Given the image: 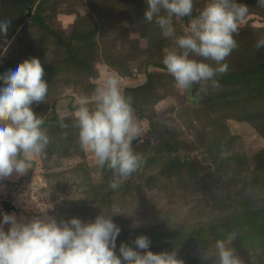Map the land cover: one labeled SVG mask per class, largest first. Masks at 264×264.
<instances>
[{"label": "rangeland", "instance_id": "rangeland-1", "mask_svg": "<svg viewBox=\"0 0 264 264\" xmlns=\"http://www.w3.org/2000/svg\"><path fill=\"white\" fill-rule=\"evenodd\" d=\"M237 2L249 14L229 70L216 77L218 89L198 93L193 86V104L162 63L174 44L144 21L146 0H0V21H10L0 32V75L40 59L48 94L32 108L50 137L25 175L0 180V213L10 201L9 214L25 221L52 206L47 215L58 222H89L116 206L122 212L112 217L121 228L116 253L121 243L133 244L126 232L141 228L154 253L176 250L184 264H216L214 242L235 232L229 246L241 264H264V47H256L264 38V7ZM26 3L49 30L24 17ZM206 3L194 0L193 15ZM187 21L174 19L177 35ZM113 70L141 127L133 150L142 159L115 190L112 171L81 147L74 126L80 100ZM160 131L178 150H168Z\"/></svg>", "mask_w": 264, "mask_h": 264}, {"label": "clouds", "instance_id": "clouds-1", "mask_svg": "<svg viewBox=\"0 0 264 264\" xmlns=\"http://www.w3.org/2000/svg\"><path fill=\"white\" fill-rule=\"evenodd\" d=\"M146 5L144 21L155 23L161 35L174 44L165 48L162 63L174 78L175 87L189 94L195 85L199 86L198 93L207 92L209 86L218 89L216 77L229 70L227 58L238 47L235 36L249 7L237 0H207L193 15L194 0H146ZM257 6L264 7V0H257ZM186 17L189 19L183 34L177 35L174 19ZM9 25L10 21H0V32L7 33ZM256 47H264V38L257 41ZM44 76V67L36 57L0 75V180L25 175L30 161L42 155L50 143L42 127L44 120L32 108L46 101L48 83ZM120 79L115 70L105 74L91 97L80 100L74 113L81 147L93 154L99 166L112 171L109 187L113 190L142 163L133 150L141 127ZM51 207L27 221L15 213H0V264H184L176 250H149L151 241L146 235L135 238V247L121 243L117 255L121 228L112 217L122 212L116 206L113 214L102 210L89 222L78 217L58 222L47 215ZM5 225H10L7 231ZM236 236L231 232L214 242L216 264H241L229 246ZM208 256L209 250L204 258Z\"/></svg>", "mask_w": 264, "mask_h": 264}, {"label": "trees", "instance_id": "trees-1", "mask_svg": "<svg viewBox=\"0 0 264 264\" xmlns=\"http://www.w3.org/2000/svg\"><path fill=\"white\" fill-rule=\"evenodd\" d=\"M26 4H27V3H26ZM25 8H26V5H25ZM194 15H195V14H194ZM32 17H34L35 20H37L43 28H45L46 30H49V29L44 25L43 21H42L39 17L35 16L34 14H33ZM32 17H31V18H32ZM188 19H189V18H188ZM189 95H191V94H189ZM191 96H192V95H191ZM190 101H191L193 104L196 103V99H195V98H192V97H191V98H190ZM140 116L143 117V118H145V119H149V117H148L147 115H145L144 113H142V112L140 113ZM52 120H53V119H51L50 121H47V123H51ZM153 131H154V132H157V129H153ZM159 135H160V137H161V140L163 141V144H164L165 146H167L168 150H170L171 152H174V151L178 150L177 145H173V143H171V142L169 141V139L167 138V136H166L164 133H162V132L160 131V132H159ZM145 231H146V230H143V229H141V228H135V229L133 228V229H130L129 231H127L126 234H128V236L131 237L130 239L135 240V238H136L137 236H139V235H146V236L149 237L150 233H149L148 231H147V232H145ZM124 234H125V232H124ZM123 240H126V239L123 238V237H121V241H123ZM126 242H128V241H126ZM129 246H131V247H135L134 243H133V244L130 243ZM117 255H119V250H118V252H117Z\"/></svg>", "mask_w": 264, "mask_h": 264}, {"label": "water", "instance_id": "water-1", "mask_svg": "<svg viewBox=\"0 0 264 264\" xmlns=\"http://www.w3.org/2000/svg\"><path fill=\"white\" fill-rule=\"evenodd\" d=\"M33 16V9L30 4H26V12L24 13L25 18H31ZM3 212L8 213L11 210H15V207L12 205L10 201H3L2 202Z\"/></svg>", "mask_w": 264, "mask_h": 264}]
</instances>
